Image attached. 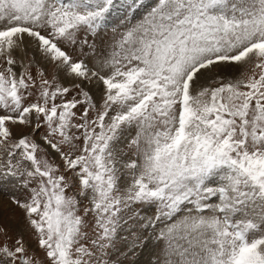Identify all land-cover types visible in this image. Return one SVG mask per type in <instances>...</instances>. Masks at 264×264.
Wrapping results in <instances>:
<instances>
[{"label":"snow or ice","instance_id":"obj_1","mask_svg":"<svg viewBox=\"0 0 264 264\" xmlns=\"http://www.w3.org/2000/svg\"><path fill=\"white\" fill-rule=\"evenodd\" d=\"M0 194V264H264V0H0Z\"/></svg>","mask_w":264,"mask_h":264},{"label":"rangeland","instance_id":"obj_2","mask_svg":"<svg viewBox=\"0 0 264 264\" xmlns=\"http://www.w3.org/2000/svg\"><path fill=\"white\" fill-rule=\"evenodd\" d=\"M4 200H6V197L3 194H0V201H4ZM14 213L17 219L22 222L24 213L20 209H14ZM33 246H34V242H33ZM148 259H149V250L146 249L145 252L140 257V260L143 262V261H147Z\"/></svg>","mask_w":264,"mask_h":264},{"label":"bare ground","instance_id":"obj_3","mask_svg":"<svg viewBox=\"0 0 264 264\" xmlns=\"http://www.w3.org/2000/svg\"><path fill=\"white\" fill-rule=\"evenodd\" d=\"M4 199V198H3Z\"/></svg>","mask_w":264,"mask_h":264}]
</instances>
